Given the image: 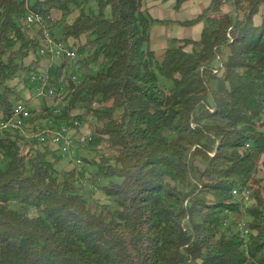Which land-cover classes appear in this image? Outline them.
<instances>
[{
	"label": "trees",
	"instance_id": "obj_1",
	"mask_svg": "<svg viewBox=\"0 0 264 264\" xmlns=\"http://www.w3.org/2000/svg\"><path fill=\"white\" fill-rule=\"evenodd\" d=\"M145 1L0 0V120L44 70L31 10L77 61L51 67L63 102L30 123L93 130L88 154L61 171L54 147L0 132V264H264V0H210L178 22L209 28L173 39L161 61L144 47L165 21ZM53 11L78 12L60 36ZM84 181L114 207L93 208ZM245 187L250 202H238Z\"/></svg>",
	"mask_w": 264,
	"mask_h": 264
},
{
	"label": "rangeland",
	"instance_id": "obj_2",
	"mask_svg": "<svg viewBox=\"0 0 264 264\" xmlns=\"http://www.w3.org/2000/svg\"><path fill=\"white\" fill-rule=\"evenodd\" d=\"M31 4H35L37 1L40 0H29ZM177 3V0H146L145 5L143 8L144 13L152 19H161L164 20L165 22L163 23H154L151 26L150 30V41L147 43V45L144 47V50H152L156 53V59L158 61H161L162 58L160 57V52L163 51L164 49L171 47L172 41L174 37L176 38H191V39H198L201 34L209 28L208 23L206 21L201 22L198 25L195 26H181L176 22L180 21H185L189 19H193L203 11H205L209 5H210V0H190L187 4H184L186 6L181 7L179 10L175 8ZM89 7H92V10L95 13H98L99 7L98 5L93 2ZM89 7L86 8V12H89ZM224 12H233V6L229 3L224 6ZM107 15H110V11H106ZM78 12H74L68 17L64 16L62 12L58 11H53L52 12V19L54 22H59L58 24L60 25L56 31L57 35L60 36L63 30V24L68 23L72 18H74ZM43 58L42 60V65L44 62ZM73 61L72 63H75L77 59L71 60ZM55 64H59V61L56 60ZM51 64V61L49 59L46 60V68ZM159 78V84L162 88H165L166 90H171L173 88V82L170 80H167L166 78L162 77L161 75L158 74ZM212 85L217 87V81L214 80L212 81ZM35 91L36 87L30 90V89H25L23 93V100H29V107L34 105L31 110L33 111L34 109L37 110V112H40L42 108L44 107H49V106H57L59 103H56V100L52 98H44V99H34L35 97ZM37 98V97H35ZM39 123V122H38ZM51 123V120H43L39 124L42 125H37L40 127H46ZM60 123L56 124L55 127L59 126ZM66 125V124H65ZM54 127V128H55ZM92 128L87 124V125H82L81 131L86 134L92 133L93 130ZM81 132V133H82ZM82 133V134H83ZM87 145H77L75 147V153L73 154V157L75 159H81L80 156L88 154V151L84 149L86 148ZM59 153V152H58ZM57 153V154H58ZM89 157H92L91 154H89ZM263 160V159H262ZM72 166L69 165L68 158L63 159L61 162H59L57 168L59 171L63 169H69L72 168ZM261 170L258 173V177L262 178L264 176V165L262 164ZM91 170L92 168H88ZM105 181H101L100 184H103ZM84 185L86 186V197L89 199L90 204L93 208L96 207V205L99 204H109L110 207H114L113 204L110 203L108 199H106L101 192L97 189L96 190V184H94L92 181H90L88 184L84 181ZM251 197V193H250ZM250 202V201H249ZM248 202V203H249Z\"/></svg>",
	"mask_w": 264,
	"mask_h": 264
},
{
	"label": "built area",
	"instance_id": "obj_3",
	"mask_svg": "<svg viewBox=\"0 0 264 264\" xmlns=\"http://www.w3.org/2000/svg\"><path fill=\"white\" fill-rule=\"evenodd\" d=\"M25 26L38 35L39 48L38 52L42 58L49 59L51 64L46 68L43 65L44 70L41 75H33L32 82H37L34 99L52 98L57 99L58 103L63 102V89H56L51 86L49 71L51 67L58 60L63 61L64 58L69 60L76 59V53L72 51L65 43L57 40L51 35V32L47 26L46 19L43 15L29 11V14L25 18ZM39 31L41 32L39 34ZM75 82L78 81L77 77H74ZM29 100H19L16 102L11 115L6 120H0V132H13L19 133L28 141H36L40 145L54 147L63 158L74 160L73 154L75 153V147L77 145H86L92 140L90 134L83 133L81 131V124L78 120H75L71 126L61 125L55 127V125L48 127H40L33 131H17L16 123L23 122V120H30L33 116L31 108L29 107ZM55 127V128H54ZM83 134H82V133ZM32 144V143H31ZM233 196L238 202L248 203L250 201V191L248 188L242 190H234ZM243 230V236L248 235V230L245 225L241 227Z\"/></svg>",
	"mask_w": 264,
	"mask_h": 264
},
{
	"label": "bare ground",
	"instance_id": "obj_4",
	"mask_svg": "<svg viewBox=\"0 0 264 264\" xmlns=\"http://www.w3.org/2000/svg\"><path fill=\"white\" fill-rule=\"evenodd\" d=\"M32 117H31V119H32ZM31 119L30 120H23V122L16 123V130L17 131H33V130H37V128H39V126L30 123ZM52 125H55V124H53V122L51 121V123L49 125H47L46 127L52 126Z\"/></svg>",
	"mask_w": 264,
	"mask_h": 264
},
{
	"label": "crops",
	"instance_id": "obj_5",
	"mask_svg": "<svg viewBox=\"0 0 264 264\" xmlns=\"http://www.w3.org/2000/svg\"><path fill=\"white\" fill-rule=\"evenodd\" d=\"M188 2H189V1H188ZM188 2H186V3H184V4H187ZM184 4H183L181 7L186 6V5H184ZM209 6H210V5H209ZM156 20H161V19H156ZM179 21H180V20H179ZM179 21H178V22H179ZM178 22H176V24H177ZM179 25H180V24H179ZM199 38H200V37H199ZM199 38H198V39H199ZM174 39H184V38H183V37H180V38H176V37H174ZM190 39H191V38H190ZM196 40H197V39H196ZM164 52H165V49H164L163 51L160 52V57H161L162 59H163V57H164ZM155 54H156V53H155ZM46 60H47V59H44L43 65L46 64Z\"/></svg>",
	"mask_w": 264,
	"mask_h": 264
}]
</instances>
